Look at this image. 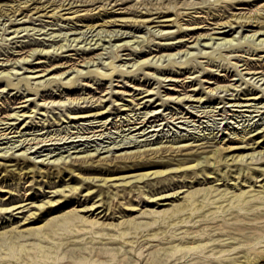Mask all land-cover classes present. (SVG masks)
I'll return each instance as SVG.
<instances>
[{
	"label": "bare ground",
	"instance_id": "bare-ground-1",
	"mask_svg": "<svg viewBox=\"0 0 264 264\" xmlns=\"http://www.w3.org/2000/svg\"><path fill=\"white\" fill-rule=\"evenodd\" d=\"M16 1H18V0H16ZM84 1L85 0H83V3H85V4H82V5H84V7L82 9L89 11V12L95 10L98 6L102 7V5H104L106 3V2H103L104 0H91V2H89V3L88 2L86 3ZM107 1H108L107 4H109L111 1H114V3H116V1H118V0H107ZM125 1H128V0H125ZM179 1H181V2L178 3ZM260 1H262V0H155V1H153V0H139V4L140 3L145 4L146 9L149 11L147 13H141L140 12L139 14H137V13L136 14L135 13L134 14L133 13L127 14V13H125L127 10H125V12L111 13L113 11H111L110 9L114 6H111L109 11H108L107 7H102L101 9H98L96 11V13L103 14V15L101 17H99V19H96L94 22H87L85 24V25H87L86 27L89 28L90 32L92 30V33L90 35L91 36L93 35L91 38L89 37L90 40L88 42L87 41L85 42L87 44L90 43V44L97 45L98 43H100L102 40H100V42H99L98 38H96V39L94 38V36L95 35L98 36V34L100 32H102V33L104 32L103 37L105 35L106 36L108 35L109 40L112 37H113V39H118V38H121L123 36L124 37H126V36H131V37L132 36L133 37L138 36L139 37L140 35H137V34L134 35L133 32L130 33L132 31V29H131V31L130 30L127 31V29L122 30V27H130V28L134 27V29H141L140 25L142 23L146 24L149 22L173 21L172 26H176L177 30H167V29L165 30L164 28H161V29L155 28V29L151 30L150 29L151 27H150L148 29V31L150 32L152 37H154V38L158 37L160 39H163V40L166 39L167 40L165 42L162 41L161 43L159 42L158 44H156V45H158V47H160V49H158L157 52L153 53L151 58H149L150 56H147V57L145 56V57H142L141 60L137 61V63H133V66L136 65V67H134L132 69L130 68L129 70H127V69L125 70V69H121V68H118V69L114 68L111 72L100 73V76L105 77V79H103V80H108V81H110V83L108 85H105L104 88H102V89L100 88V91H102V93L96 99H93V97L95 96L94 94H91L89 97H87V96H79L78 97V96H74V95H73L74 97H72V95H71V97L66 96L67 100H70V102L75 100V103L84 102V101L89 102L90 100L92 101L91 103L97 102V104H95V105H91V103H90V105H85L86 109L79 111L76 114L72 113L73 115L72 116L69 115V116L72 119H78V118H88V117H92V116L98 117V115L104 114L106 112V109H108V106H107V108H104L106 104L105 103L103 104L102 102L105 101L104 97L107 94H109V96H108L109 98H107L106 100L107 101L111 100V102H113L112 103L113 106H115V105L117 106V104H119L120 108L123 107L120 110L129 109V110L133 111L134 109H141V108L145 109V110L140 111V112L138 111V113H142V116H139V114H136V112H137L136 111L134 113L133 112L129 113L131 115H129L130 117L126 119L128 121L127 122L128 124H126V125H128V127H127L128 130H130V131L137 130L141 134L145 135L148 132L155 130V128L153 126H157V125L160 126L161 125L162 122L158 123L159 119H157V117H159V114H162V112L159 111V108L157 106H159V105L161 106L163 103L165 104V102H166L165 100H172V101L175 100L174 102H178V103L180 101H196V102H198V104H199V102H200V104H202V103L206 102V100L211 101V99L214 98V101H216L218 98L219 101L216 103L222 104L221 102L223 101V102H225V104H228V106H230V105L248 106V107L252 106V107H254V109H256L257 107H264V103H262V100L264 99V86H263V88H261L262 86L261 87L257 86L260 84L258 82L259 80H257L255 82V79L259 76H260L259 79L264 80V63L263 62L261 63V61L259 59H256L257 61H255L254 58L249 59L247 57V58L243 59L244 60L243 63L239 64V65H244L241 69H239L238 68V66H239L238 62L231 60V59H238L237 61H241L239 53L237 55H231L230 54L234 51H243V49H242V48H244L243 46H248V45L250 47H252L253 49H256L257 52H259V51L264 52V12H263V10H260V7L256 6L257 3ZM48 3H50V2H48ZM148 3H149V6H147ZM171 3H173V5ZM1 4L2 3L0 0V6H1ZM20 4H21V2H19V4H17V6H15V7L12 6L11 7V8H13L12 11L15 12V11L19 10ZM51 4L54 5L53 8L58 7V6H61L62 8H71L72 7V6L64 7L63 5H65V4L63 2H61L60 4L59 3H57V4L50 3L48 6H51ZM116 4H122V1L120 3H116ZM244 5H247L248 7L244 6ZM254 5H255V7H253ZM178 6H179V11H180L179 13H182V14L188 16V19L184 22V23H187L188 26L187 25L183 26L180 23L178 24L177 22L180 20L177 19L176 17L175 18L173 17V13L171 10L173 8H177ZM222 6H231V7H229L230 12L225 15L224 10H222L223 12H221ZM34 7H36V6H34ZM127 7H125V8H127ZM191 8H192V10L188 11V9L190 10ZM205 8H206V11H204L205 15L203 16L201 14V12H203V9H205ZM152 9H154V11H151ZM77 10H79V8L74 9V12ZM113 10H115V9H113ZM100 12H102V13H100ZM195 12H199V13H197V15H196ZM21 13H22V11L20 12V14ZM1 16H2V14H0V19H4V17L2 16V18H1ZM24 16H26V15H24ZM181 16H183V15H181ZM199 17H201V18L199 19ZM22 18H23V16L18 17L16 14H13V16H8L7 19L4 20V22L1 20L0 21V25L2 24V27H0V29H2L1 32L6 33V30L12 25L16 26L11 31L13 33H19L22 30L30 29V28H28L27 25L23 26V24L27 23V22H32L31 19H29V18H31V15H29L28 18H23V19ZM7 20H9V22H8V25L6 26ZM118 21H124V24H122L123 22L117 23ZM128 21L131 23L126 24ZM97 22H99V23H97ZM51 24H53V23H51ZM54 24H57V23H54ZM68 24H69V22H67V25ZM108 25H122V26H120L119 28L117 27V28L107 29L106 27ZM97 26H99L100 28L98 29ZM253 26H255L256 28H248V27H253ZM79 27L80 26H78V24L75 22V23H71L69 27H66V25H62V26H59V28L58 27L57 28L56 27H48V28L53 29L49 32V34L51 33L54 38L56 36L55 29H57L58 31H61V29H63V28H68L69 31L74 29L75 31L74 30L71 31L70 34H80V33L85 34L86 32H88L87 28H86L87 31L84 28H83L84 30L76 31L77 29H79ZM96 28L98 29L97 31L95 30ZM146 28H148V27H146ZM58 31H57V33H58ZM66 31H68V30H66ZM94 31H96V32L93 33ZM245 31H247V32H245ZM234 32L238 33V35H236ZM2 33H1V35H2ZM67 33H64V35H69ZM51 34H50V36H51ZM59 34L61 35V32L58 33L57 35H59ZM171 34H174V35H171ZM85 35L83 37H85ZM100 35H101V33H100ZM2 36H1V39H2ZM145 36H146V33H145ZM140 37H142V36H140ZM66 38L68 39L69 37H66ZM93 38L95 40L93 43H91L90 41L91 40L93 41ZM200 38L201 39H207L204 41V44H203L204 47L205 46H212V45H210V43H211L210 41L212 40L213 43H215V40H216L217 41L216 43L218 44L217 46L219 48L224 49V51H225L224 52V58L227 60L226 64H229L230 67H233V71H235L234 75H239V77L236 80H235V78L229 79V77H228L229 75L226 72L221 73V74L216 72L217 73V74L215 73L216 75L215 74H214V76H213V74L211 75V73H210L211 70L208 68L209 67L208 65H213L212 64L213 62H211V61L208 62V60L205 62V65H203L204 63H202L203 66L200 68L201 71L199 70L200 75H198V74L192 75L194 73V71H190L191 68H194L195 66L197 67V65L192 64V65H189L190 70H187L186 72H184V73H187L189 71L188 75H185L184 77L180 78V75H183L184 73L176 74L177 72L171 71L172 68L170 67L171 68L170 69L167 65H166V67H168V69L163 68V67L161 68V67H159V64L157 63V60L153 59V57L157 56L156 54L158 52H161V54H158V58H160L159 56L162 57V55H164V56L168 55L169 57H171V55L174 56V54L171 52H167L165 54L162 52L165 50L171 51L173 49H177L180 46H184L188 42H192L193 40L195 41L194 43H200L201 42L199 40ZM62 39L64 41V38H62ZM79 39H80L79 35L78 36L76 35L75 37L71 38V40H69V41L73 43L74 40H79ZM131 39L122 40L123 42H119V43H115V44H113V42H112V45L116 46L117 51L124 50V49H130V51L128 52L129 55L133 54V53H135L136 55H139V54H148V53L153 52V50H152V51H148L147 53H145V51H139L138 49H137V51H138L137 52L136 49H132L130 47V46H132V44L130 43ZM87 40H88V38H87ZM150 40L153 42V38ZM15 41H16V39H15ZM132 41H133V39H132ZM39 42H37V43H39ZM70 42L68 44L66 42H65L66 44L64 42H62V43L60 42L61 44L56 46V48L54 47V50H56V52H58V49H61V51L69 50L66 48H64V49H62V48L65 46L66 47L68 46V48H69V46L72 44ZM81 42H82V40H81ZM136 42H138V41L136 40ZM148 42H149V40H148ZM154 42H153V44H154ZM26 44H28V42ZM26 44H23V45H26ZM41 44H44V43L41 42ZM77 44L78 43H74V45H77ZM244 44H246V45H244ZM23 45L20 46L21 48L19 51L22 50V52L20 54H18L19 56L16 57L15 59L14 58H11V59H14L15 60L14 62H17V63L18 62H22V63L25 62V63L31 64V62H32L31 58H27V57L28 56H30V57L35 56V58L39 59L36 61V63H39V65H42V68L39 70V71H41V74L22 75V74H19L20 72H18L17 70L13 71L12 68L14 66L11 65L12 67L10 69L12 71L7 70L8 68L7 69L5 68L6 70L1 69L0 81L3 79H9L11 72H12V74L13 73L18 74L19 76L18 77L16 76V77L20 78V80L24 79L29 84H35L34 85V91H36V93H38L37 87H47V85L49 83L53 84L54 82L63 84V82H62L63 78L61 76L66 72L72 73L73 71H75V74H78L79 76H82L83 78H88L90 76L88 74L92 71H83L82 68H78V65L87 66L89 63L93 64L95 58L99 54L101 55V52L95 53V50L97 48H99L101 45L99 47H97V46L93 47V45H92V48L90 46L84 47V45H82V47H81V45H80L78 47V49H83V53H84L83 55L79 56V57H81V59H79V57H77V58L71 57L70 53H69L67 55H63V56H65V57H63V59L66 58L65 60H60L58 62H52V60L50 59L51 61L49 60L48 61L49 63H47V60L46 61L41 60V57H46V58L48 57L49 58L50 57L49 56L50 55L49 50H47V49L45 50L44 49L45 47H42V48H37V47H34V48L30 47L29 48L28 47L29 49L27 48V50H23ZM51 45H52V43H51ZM142 45H143V43H142ZM121 47H123V48H121ZM103 48H105V47H103ZM72 49H73V47H72ZM154 51H155V49H154ZM185 51L190 53L189 59H192L195 56L199 57L201 54H207V55L210 54L209 51H207V50L201 51V49L198 52H194L192 50L190 51L189 49L185 50ZM51 52H54V51L51 50ZM199 53H200V55H198ZM55 54H57V53H55ZM59 55L61 56V52ZM100 55H99V57H101ZM192 56H194V57H192ZM9 57L10 56L8 55L7 58H4V60L5 59H7V61L10 60ZM19 57H21V58H19ZM117 57H118V55H117ZM132 57H134V56H132ZM201 57H203V56H201ZM184 59H185V57H184ZM189 59H185V60H189ZM185 60L180 62V63L178 62V63L179 64L185 63ZM252 61H255V62H252ZM168 62H170V61H168ZM162 63L163 62H161V64ZM195 64H197V63H195ZM198 64H200V63H198ZM37 65L38 64H36V66ZM229 65H228V67H229ZM3 66L4 65L2 63H0V67H3ZM8 67H10V66H8ZM225 67H227V66H225ZM137 68L141 69L142 71H143L142 68H144V69L147 68L148 70L152 69V71H155V73H156V71H158V72L160 71V72H164V73H167V71H168V74L163 75L164 77H158V76L155 77V75H152L153 72H151V71L150 72L149 71L144 72V74L146 75L145 78L156 80V82L152 81V83H157L156 86H152L149 83L147 86H143L147 83L144 84L141 82L140 83L135 82L132 85H129V84L127 85L124 83L122 85V84H119V82L122 79L120 80V79H117L115 77H114V79H111V76L115 70H118V72L114 76L125 75V76H128V78H131V75H128V74L132 70H135ZM181 68L186 69L188 67L182 66ZM243 70H245V71L242 72ZM34 71L37 72V69L36 70H32V69L29 70V72H34ZM44 71H47V72L44 73ZM212 72H213V70H212ZM228 72H229V70H228ZM50 73H53V74H50ZM170 73H172V74H170ZM243 73L252 74V76L250 75L249 78L254 77V80L249 81V79L246 78L245 75H243ZM46 75H49V76L46 78L38 79V80L36 79L34 82H31V78L45 77ZM185 77L190 78L188 81L189 84L184 83L185 81H187V80H185ZM208 78H214V80L211 81ZM100 79H102V78H100ZM194 79H196L197 85H199L198 88L194 86V84H196V82L192 83V81ZM226 80L227 81L231 80V81H229L228 83H221V82H224ZM232 80H235V81H232ZM70 81H71V79H70ZM114 81H116V83H113ZM164 81L166 82L165 84H172L173 86L172 87H166L167 85L165 86ZM238 81H241V83H237ZM260 82H262V80H260ZM178 83H180V84H178ZM205 83H208V84L204 85ZM242 83L246 84L245 85V86H247L246 90L241 89V88H245V87H238V86H241ZM84 84H86V83H84ZM263 84H264V81L260 85H263ZM176 85L181 86V88L180 89L175 88ZM86 86H89V85L87 84ZM116 86H122L124 88H123V90H119V89L115 88ZM186 86H189V88L187 89ZM99 87H100V85L98 86V88ZM160 87H163V89L160 90ZM154 88H156L155 91H154ZM43 89H45V88H43ZM68 90L71 91V89H68ZM131 90H132V92H131ZM230 90L231 91H234V90L239 91L240 90L241 91L240 93H242V96H239V94H238L239 92L238 93L236 92L235 94H233L234 92H230V93H227V95L233 94L235 96H227L226 92H229ZM160 91H163L164 93L161 94ZM223 91L225 92L224 95H221V96L218 95V92H223ZM70 93L71 92H69V94ZM237 94H238V96H236ZM46 95L47 94L44 95V93L41 94L43 102H40V103L34 102L35 105L34 106L32 105V107H35V106L36 107H39V106L44 107L49 103H52L55 105L65 104L62 101H60V99L57 100V102L55 99L48 101L47 98L49 96L47 97ZM49 95H52V94L50 93ZM124 95L128 96V98H124ZM153 95H156L157 97L155 99H153L152 98ZM52 96L63 97L65 95L62 96V93H58V94H54ZM113 96H116L118 98H114ZM28 97L26 99L25 98L22 99L20 102H24L26 100H30L32 102L33 99L30 97L28 98ZM163 97H165V98H163ZM206 97L209 99H206ZM81 98L83 99L82 101H80ZM117 99L127 100V102L126 103L125 102L120 103L117 101ZM224 99H226V101ZM156 100H161V102L155 103ZM10 101H11V99H10ZM10 101H8V102H10ZM260 103H262V104L259 105ZM8 104L10 105V103H8ZM86 104H89V103H86ZM141 104H143V105H141ZM164 104H163V106H164ZM219 104H217L215 106L216 110L218 107H220L219 110H221V108L224 106V104L222 106H220ZM65 105H67V104H65ZM65 105H63V106H65ZM21 106H22V108H21ZM189 106L190 105H188V107ZM199 106H201V105H199ZM15 107H19V109L20 108L21 109L20 110H18L17 108H16L17 110L13 109L15 111L12 110L13 112H11V113H6V114L4 113V115L2 117H0V124H6V126H3L2 129H0L1 130L0 136L1 135H7L9 132L11 133V131L13 130V127H11V126L15 122L14 121H8V120L6 121V119H9L11 117L14 119H19V118H21V116H23L22 120H25L26 117L31 116L30 113L28 114L29 111L31 112V111L36 110L35 108L31 109L30 106L28 107L27 104H23V103H20V104L16 105ZM204 108H205V106H204ZM109 109L111 110L110 106H109ZM193 109H194V107H193ZM202 110H203V108H202ZM242 110H250V109H244L243 108ZM252 111H253V109H252ZM35 112H33L34 115H35ZM170 114H171V117L174 119L179 118V119L188 120L190 117H193V113L189 114V111L188 112L186 111L184 114L182 112L180 115H177V116L175 114H173L172 112H170ZM176 114H178V113H176ZM250 114H251V112H250ZM67 117H68V115H67ZM151 117H154V118L151 119ZM162 117L164 118V116H162ZM165 117H167L166 114H165ZM93 121H94V118H93ZM106 121H107V119L103 120L102 122H100L97 125H94V127L92 126V128H94V129H93V131L92 130L91 131L94 132V134L98 133V132H99L98 134H100V132H101L100 130H102L103 128H97V127L98 126L103 127L104 126L103 124L106 123ZM178 121L180 122V121H184V120H178ZM109 122H111V121H109ZM149 127L150 128L153 127L154 129H148ZM19 128H21V127H19ZM20 130L21 129H19V131ZM20 137H22V136H20ZM36 138H38V136ZM36 138L34 137V138H30V139H33L37 143L39 141H42V140L48 141V139H46V138H42V140H38V139L36 140ZM39 138H41V137H39ZM31 141H29V143ZM221 141H223V140H221ZM24 144H25V142H24ZM172 144L169 147H167V149L169 148L171 150V149L176 147L175 145L172 146ZM189 144H191V143H189ZM30 146H31V143H30ZM30 146H29V148H30ZM263 146H264V132L262 134H258L256 136L254 135L252 137H246L245 138L243 136L238 141H235V139H234V140H230L228 142H225V144L216 145V147H213L211 149H208V150L205 149L204 154L200 152L201 148L199 151L192 149L193 151H190V150L186 151V152H182V151L179 152L178 151V152H175V154L169 152V154H166V155L163 154L164 151H166V148H164V147L163 148H161V147L149 148L147 150H143L142 152L139 151V152L133 153V154L124 153L123 155L114 156V158L112 157L109 159L108 158L95 159L93 156H88V157L84 156V157L79 158V159H81V160H79L80 162H76V163L72 162L70 164L65 163L62 165L57 164L55 167L52 165V167H53L52 170H51V168H48V167H47L48 169H46V170L38 168V167H36L35 163L30 164L29 163L30 159H28V157L25 154H22V157H20V158H22V160L24 162H22V163H20L18 161L15 162L16 167L14 169L11 168L10 164H7L6 162L0 161V173H1V175H2V173H3V175H6V174H8V172H15L18 175L17 177L19 180L24 178L25 175L29 174V173H31V176L42 175V176H46L48 178L47 182L53 183L52 185H50V187H55V185L57 184L56 181H51L53 178L56 179V177H57V179L59 180L58 183H60V181H64L65 176H69V178L77 177V182H75V184L71 185V184H69V182H66L61 187H57V188L55 187L52 190H47V191L43 192L45 194V196H43V197H46L48 195L49 198H47V197H46L47 199L41 198L40 202H38V203H36V200L25 201V199H27V197L23 198V196H22L19 199L20 201H18L16 203H14L13 205L5 208L4 210L5 211L8 210V212L10 213L9 215L11 217L13 216L11 223L12 224L15 223V224L11 225L7 229L0 230V237H6V238H12V239H25V241H26V239L29 238L27 235L30 236L31 234H34L40 241L43 242L45 240V241H47V243L49 242L48 244L51 243L50 245H47V246H42L40 244H37V242H36V244L34 242V245H31L29 243L31 245L30 246L31 248H30V250L29 249L25 250L26 252H25L24 260L26 258L27 262L24 264H38L40 262H42V264H47V262H48L47 258H50L52 253L57 248H59L62 245H65L67 243L73 244V247L71 248L72 252H71V250H70V252L73 253V250H74L73 254H75L77 256H74L72 258V256L70 255L72 260H67V261H65L64 264H98V262H102L103 264H110L111 262H112L111 264H126V263L131 264V262L127 259L129 257H127V255H126L127 253H131V252H133V254H135V253L141 254L143 251H146V252L148 251L149 254H152V253L159 252V251L161 252V250H162V251H167V254H170V252H172V253L176 252V251L180 252V250L181 251L182 250L188 251V250H192V249L195 250L198 248L202 249L204 246L207 248V247H209V246H206L207 243L209 244V240H208V242H206V241L202 242L203 240H200V239H202L203 234L208 229L209 230L211 229L214 231L218 230V233H216V234L221 233L222 239H224L222 237L223 231L224 232L225 231L232 232L231 234L229 233V236H231L232 238L235 236V235L233 236L232 234H238L244 238H249L250 236L252 237L253 235L255 236V238H259V237H256V235L259 234L260 239H262V238H264V237L261 238V235L264 234V213L261 212L262 213L261 215H252V214L248 215L249 214L248 212H247L248 214L242 213L241 209H243L242 207H244L246 210H248V209L251 210V208H253V207H257V209H258L259 205L264 204V201H263L264 200V167L259 168V167H256V165H255L256 163H258L259 165L263 164V166H264V157L259 156L258 154L260 151L256 150L258 147H263ZM40 147H42V146H40ZM187 148L189 149L190 147L182 146L181 150H186ZM26 150H27V147H26ZM245 150H250V151L244 152ZM255 152H258V153H255ZM0 153H2V152H0ZM261 153H262V151H261ZM14 157H16V156H14ZM245 157L246 158L248 157L249 160H247L248 158L246 159ZM257 157H260L261 160H256L255 158H257ZM33 162H35V161H33ZM82 162L85 164H83ZM155 166H157L158 168L157 169H148V170H145L143 172L133 173V174H121V175H117V176L112 175V173L119 172V171H128V170H132V169L149 168V167H155ZM232 166H235L236 168L232 167ZM233 168H235V169L233 170ZM77 170H80V171H77ZM81 171L105 173V176H97V175L96 176H84L83 174H80ZM197 174L198 175L201 174L202 178L205 177L206 182H204V183L205 184L208 183V184H206L204 186L200 185L201 187H199V186L193 187L194 185H191V183H190V185L188 186L187 185L188 182H193L194 180L191 181V178H193ZM107 175H109V176H107ZM50 176H52V178H49ZM259 176L260 177L262 176V178L257 179ZM176 177H177V179H174ZM178 177H183V178L178 179ZM186 178H190V179L186 180ZM170 179H172L173 181H175V180L179 181L181 183L183 181H186L181 185V187L186 186L187 188H183L182 190H179V189L174 190V191L172 190V192H166V191L163 192V190H165L166 188H162L161 187L162 185H161L159 187L156 186L155 191H154V186L156 183L166 182V180L168 182V180H170ZM230 179H234V180L232 182H229ZM153 180H154V183H153ZM200 180H201V178H200ZM85 181H86L87 185L85 187H83ZM146 181H151V182H147L146 186H148L149 184L150 185L152 184L150 186V188L148 189L150 194H151L150 190L154 191V192H152V195H151L152 200L155 202V204H158V206H162V208L160 207L159 209H156V208L155 209H149L148 210V213H150L149 216L141 215V216L148 217L149 220L138 221V218L136 216L129 217L131 212H133L135 210H137V211L140 210V213H142V214L145 212V210H147V209L141 210V208H138V205L135 204V202L131 198L127 199L125 201L126 203L125 202H121L120 204L118 203L117 205L119 206L120 209L115 208L117 205L114 206L115 205V204L113 205L114 202L111 203V200L115 196H117V194L122 196L118 192L119 186H124L126 188H129V191L133 190V188L136 187L135 188V191H136L137 188L139 189L140 187L145 186V184H144V186H141L138 183H140V182L143 183ZM257 181H262V182H259V184H257L256 183ZM165 184H167V183H165ZM168 185L165 187H168ZM176 185H177V182H176ZM255 186H258V187L256 188ZM188 188H190V190ZM79 193H81L80 196H83V199L81 198L82 199L81 200V199H79V197L78 198L74 197V202L77 203V205H80L81 207L80 208L73 207V208L66 210V211H63L61 214H59V215H62L64 217H68V216L73 217V215L75 214V217L79 218V222H77V221L69 222L68 221L70 224V230L67 232L69 236L68 237L63 236L65 234V231L60 232V231H58L57 228L47 229V227L51 226V222H52V220L47 218V216H46L47 214H49V212H48L49 209L51 210L53 208H57V209L60 208L59 205L61 203H67L68 200L71 199V197H73ZM139 195H140V193H139ZM141 195H142V192H141ZM24 196H25V194H24ZM125 197H126V195H125ZM234 206H238V208L237 207L235 208ZM261 206H263V205H261ZM233 207L235 209H233L229 212V214H228V216L230 215L229 217L223 216L220 219H217V217H219L222 214V212L225 213V211H227L229 208L231 209ZM262 208H264V207H262ZM112 209L120 210V215L119 216H115L113 214L111 215V212L113 211ZM252 210L255 211V209H252ZM46 212H48V213H46ZM16 213H19V214L21 213L22 215L19 216V214L16 215ZM9 215L7 216L6 221H10ZM125 215H128V216L123 217ZM115 218H118V219H116V221H115ZM70 219H72V218H70ZM44 220H46V221H44ZM38 221H43V223L39 224V225H33V223L38 222ZM2 222L3 221H0V224H2ZM142 223L146 224L148 226L149 230L147 229L148 230L147 233L143 232L145 234L142 233L143 243H141V245L139 247H137L138 242L135 241L137 239L136 233H138L137 232L138 227H140V228L142 227V226H139ZM144 224H143V226H144ZM146 225H145V228L147 227ZM176 230H178V231H176ZM87 234H88L87 238L89 239L88 240L89 242L97 241V242H101L103 245L100 247H96V246H94L95 244L93 246H90V245L87 246V243H83V242L81 243V241H83L82 239H83L84 235H87ZM204 235H206V233ZM227 235H228V233H227ZM227 235H226V237H227ZM79 237H82V239H79ZM214 237H212V238H214ZM237 237H239V236H237ZM203 238H205V237H203ZM216 238H218V237H216ZM208 239L212 240L209 237H208ZM103 240H105V241H103ZM212 241L214 242L216 240L213 239ZM212 241H210V242L212 243ZM242 241L244 242V239ZM134 242L137 244L134 245L133 244ZM107 243L117 244V246L116 245L106 246ZM230 243H229V246L231 245ZM237 243H238V241H237ZM218 244H220V243H218ZM218 244L216 242V245H218ZM223 244H224V242H223ZM223 244H221V246ZM225 244H227V241ZM240 244L239 243L235 244V246L236 245L239 246ZM214 245H215V243H214ZM248 245H250V244H248ZM253 245H254V243H253ZM23 246H24V244L21 245V248ZM235 246L232 245L228 249L224 246H222V248H220L218 246L219 250L216 247V249L218 251H221V252L228 250V253L226 252L227 254L224 255L223 257H222V255H219V253H220L219 252L218 253L219 256H217V258H219L220 261H224L225 262L224 264H253L254 262H256L257 259H259V257H261V255L264 254L263 248H261L262 250L254 249L253 252H251L252 248L250 250H247V249H249V248H247L246 252H245L246 254L244 253V255H245L244 259H238V258H235V257H238V255L234 257V256H231V254L229 253V250L233 249ZM245 246H247V244ZM250 246H252V245H250ZM244 248H246V247H244ZM211 249H212V247L210 248V250ZM168 251H170V252L168 253ZM183 251L181 252L182 254L184 253ZM213 251H211V252H213ZM244 251H242V252H244ZM199 252H201V251H199ZM207 252H209V251H207ZM231 253H232V251H231ZM159 254H161V253H159ZM188 254H191V253L189 252ZM197 254H199V253L197 252ZM233 254H235V253H233ZM174 255H175V253H174ZM174 255H173L172 259L174 258ZM179 256H181V255H179ZM138 257H140V256L138 255ZM191 257H193V255ZM194 257H196V256H194ZM213 257H214V255H213ZM170 258H171V256H170ZM197 258H198V255H197L196 259ZM206 258H209V257L207 256ZM144 259H146V258H144ZM152 259H153V257H152ZM166 259H167V257H166ZM186 259H187V257H186ZM192 259L193 258H191L190 260H192ZM194 259H193V261H194ZM209 259H211L212 261L214 260V259H212V257ZM215 259H216V257H215ZM132 260H134V259H132ZM168 260H170V259H168ZM179 260H180V258H179ZM188 260H189V258H188ZM203 260H204V258H203ZM144 261H141L142 264ZM198 261L199 260L197 259L196 263L200 264V263H198ZM147 262H149L148 258H147ZM157 262H159V261H157V259H156V264H157ZM174 262H176V261H174ZM191 263H192V261H191ZM201 263L204 264L205 261L204 262L201 261ZM0 264H12V263H10L7 260H1ZM146 264H148V263H146ZM172 264H173V262H172ZM193 264H195V262ZM216 264H220V263H216ZM221 264H222V262H221Z\"/></svg>",
	"mask_w": 264,
	"mask_h": 264
},
{
	"label": "rangeland",
	"instance_id": "rangeland-1",
	"mask_svg": "<svg viewBox=\"0 0 264 264\" xmlns=\"http://www.w3.org/2000/svg\"><path fill=\"white\" fill-rule=\"evenodd\" d=\"M26 1L27 0H18V1H16V0H9V1L8 0H4V1L1 0L2 4L0 6V14H2L4 19H0V21L2 20L4 22V20H6L8 16H13V14H16L18 17L23 16V18H28V16L31 15V18H29V19H31L32 22L24 23L23 26L27 25L28 28H30V29L22 30L19 33L11 32L12 29L16 27L14 25L10 26L6 30V33H2L1 32L2 29H0V63H2L4 65L3 67H0V71H1V69L6 70L7 68H8L7 70L12 71L10 68L12 66H14L12 68L13 71L17 70L18 72H20L19 74H22V75L41 74V71H39V70L42 68V65H39V63H36V61L39 60V59L35 58V56H33L34 58L30 57V56L27 57V58H31V61H32L31 64L30 63H25V62L24 63H22V62H18V63L14 62L15 61L14 59L19 56L18 54H20L22 52V50L19 51L20 48H21L20 46H22L23 44H26L27 42H28V44L23 45V50H27L28 47L29 48L30 47L31 48H34V47H37V48L45 47L44 48L45 50L47 49V50L50 51V53H49L50 57L49 58L47 57L48 59L46 57H41V60H45V61L47 60V63H49L48 61L50 59L52 60V62H58L60 60H65L66 58L63 59V57H65L63 55H67L69 53H70V56L74 57V58L75 57L77 58L80 55H83L84 54L83 53V49H78V47L80 45H81V47H82V45H84V47L90 46L91 48H92V45H93V47L94 46L95 47L96 46L99 47L101 45L99 48H97L95 50V53L101 52V55L99 54L101 57H99V55H98L95 58V60H94L95 63L93 62V64L89 63L87 66L78 65V68H82L83 71H92V72H90L88 74V75H90L88 78H83L82 76H79L78 74H75V71H73L72 73L71 72L70 73L66 72V73H64L61 76L63 78L62 79L63 84L54 82L53 84L49 83L47 85V87H37L38 93H36V91H34V85L35 84H29L24 79L20 80V78H17L19 75L15 74V73L12 74V72H11V75H10L9 79H3V80L0 81V117H2L4 115V113L5 114L6 113H11V112H13V111H15L17 109L20 110L22 108V106H21L20 109H19V107H15L16 105H18L20 103L27 104L28 107L30 106L31 109L32 108L36 109V110L34 109L36 112L35 111H31V112L29 111L28 112V114L30 113V115H31L30 117L31 118L30 117H26L25 120H22L23 116H21V118H19V119H14L12 117L9 118V119H6V121L7 120L8 121H14L15 123L11 126V127H13V130L11 131V133L9 132L7 134L8 136L7 135H1L0 136V152H2V153H0V161L6 162L7 164H10L12 169H14L16 167L15 162H17V161L20 162V163L24 162L22 160V158H20V157H22V154H25L28 157V159H30V161H29L30 164H34L35 163L36 167H38V168H41V169H44V170H46L48 168H51V170H52L53 169L52 165L55 167L57 164L62 165V164H65V163H69L70 164L72 162L73 163L74 162L75 163L76 162H80L79 160H81V159H79V158L84 157V156H86V157L93 156L95 159H98V158H101V159L108 158L109 159V158H112V157L114 158V156L123 155L124 153L133 154V153H137L139 151L142 152L143 150H147L149 148H159V147L163 148L164 147V148H166V151H164V153H163L164 155L169 154V152L175 154V152H178V151L179 152H181V151L182 152H186V151H189V150L190 151H193V150L199 151L200 148H201L200 152L204 154L205 149L206 150L211 149L213 147H216V145L225 144V142H228V141L234 140V139H235V141H238L243 136L245 138L246 137H252L254 135L256 136V135L262 134L264 132V107H257L256 109H254V107H252V106L251 107H248V106H237V105L228 106V104H225V102H223V101L221 102L222 104L216 103V102L219 101L218 98H217L216 101H214V98L211 99V101L210 100L209 101L206 100V102H204L202 104H200V102L198 104V102H196V101H180L181 103L180 102L178 103V102H174L175 100L174 101L165 100L166 101L165 104L163 103L164 106H163V104L161 106L160 105L157 106L159 108V111L162 112V114H159V117H157V119H159L158 123L162 122L161 125L160 126L159 125L153 126L155 128V130L150 131V132H148L145 135L141 134L137 130H134V131L128 130L127 129L128 125H126V124H128L127 123L128 121L126 119L130 117L129 115H131L129 113H131V112L134 113V112L137 111L136 114H139V116H142V113H138V111L140 112V111H143L145 109L144 108L134 109L133 111H131L129 109L120 110L123 107L120 108L119 104H117V106L116 105L113 106V104H112L113 102H111V100H109V101L106 100L107 98H109L108 97L109 94H107L104 97L105 101L102 102L103 104L104 103L106 104L104 108H107V106H108V109H106V112L104 114L98 115V117L92 116V117H88V118L72 119L70 116H72L74 113L76 114L77 112L86 109L85 105H90V103L92 101L90 100L89 102L88 101H84V102L75 103V100H74V101L70 102V100L66 99L68 96L71 97V95H72V97H74V96H78V97L79 96H87V97H89L91 94H94L95 96L93 97V99H96L102 93V91H100V88L102 89V88H104L105 85H108L110 83V81H108V80H103V79H105V77L100 76V73L111 72L114 68H116V69L121 68V69H125V70L126 69L129 70L130 68L132 69V68L136 67V65L133 66V63H137V61L141 60L142 57H145V56L146 57L150 56L149 58H151L153 53L157 52V50L160 49V47H158V45H156V44H158L159 42L161 43L162 41L163 42L167 41L166 39L163 40V39H160L158 37H155V38L152 37V35L148 31V29L150 27H151L150 28L151 30L155 29V28H159V29L164 28L165 30L166 29L167 30H177L176 29L177 27L176 26H172V24H173L172 22L173 21H159V22H149L148 21L149 23H146V24L142 23L143 25L142 24L140 25L141 29H134V27L133 28L122 27V30H126L127 29V31L128 30L131 31V29H132V31L130 33L133 32L134 35L137 34V35H140L142 37H140V36L139 37L138 36H134V37L133 36L132 37L131 36H126V37H124L123 36V37L118 38V39H113V37H112L109 40V36L108 35L107 36L105 35L103 37L104 32L103 33L100 32L101 35L99 33L98 36L97 35L94 36L95 39L96 38L99 39L98 40L99 42H100V40H102L100 43H98L97 45L90 44V43L87 44L85 42L86 41L88 42L90 40L89 37L91 38L93 35L92 36L90 35L92 33V30L90 32L89 28H87L86 27L87 25H85V24L87 22H94L96 19H99V17H101L103 15V14L96 13V11L98 9H101L102 7H107V9L109 11L111 6H114V7H112L110 9L111 11H113L111 13H114V12H125V10H127L125 12L127 14H132V13L133 14L134 13L135 14L136 13L139 14L140 12L141 13L149 12L146 9L145 4H143V3L139 4V0H128V1L121 0L122 4H116V3H120L121 2L120 0H118V1H116V3H114V1H111L109 4H107L108 1L104 0L103 2H106V3L104 5H102V7L98 6L95 10L89 12V11H86V10L82 9L84 7V5H82V4H85V3H83V0H28L27 2ZM153 1H155V0H153ZM19 2H21L20 9L15 11V12H13L12 11L13 8H11V7L12 6L13 7L17 6V4H19ZM48 2L53 3V4H57V3L60 4L61 2H63L65 4V5H63L64 7H70V6H72V7L71 8H62L61 6H58V7L53 8L54 5L51 4V6H48L50 4ZM84 2H86V3L88 2L89 3V2H91V0H85ZM180 2L181 1H179L178 3H180ZM171 4L173 5V3H171ZM34 6H36V7H34ZM147 6H149V3L147 4ZM244 6H247V5H244ZM256 6L260 7V10H263V12H264V0L258 2ZM125 7H127V8H125ZM229 7H231V6H222L221 7V12H223L222 10H224L225 11L224 12L225 15L228 14L230 12V8ZM253 7H255V5ZM76 8H79V10L74 12V9H76ZM113 9H115V10H113ZM191 10H192V8L190 10L188 9V11H191ZM21 11H22V13L20 14ZM151 11H154V9H152ZM171 11L173 13V17L174 18L176 17L177 19L180 20V21L177 22L178 24L180 23L183 26H186V25L188 26L187 23H184L188 19V16L184 15L182 13H179L180 12L179 11V6L177 8H173ZM204 11H206V8L203 9V12H201V14L203 16L205 15ZM100 13H102V12H100ZM195 13L197 15V13H199V12H195ZM180 14L183 15V16H181ZM24 15H26V16H24ZM2 16H1V18H2ZM200 18L201 17H199V19ZM8 22H9V20H7L6 26L8 25ZM67 22H69L68 25H67ZM75 22L78 24V26H80L79 29H77L76 31H80V30H84V29L86 30V28H87L88 32L85 33L86 35L83 34V33L70 34L71 31H73L74 29L69 31L68 28H63V29H61V31H58L57 29H55V31H56L55 38L53 37V35L51 33H50L51 34V36H50L49 32L51 30H53V29H49L48 27H56V28L58 27L59 28V26H62V25H66V27H69L71 23H75ZM51 23H53V24H51ZM54 23H57V24H54ZM97 23H99V22H97ZM117 23L124 24V21H118ZM129 23H131V22L128 21L126 24H129ZM99 26H97L98 29L100 28ZM120 26H122V25H108L106 28L107 29L117 28V27L119 28ZM0 27H2V24L0 25ZM146 27H148V28H146ZM97 28L95 29L96 31L98 30ZM248 28H256V27L253 26V27H248ZM66 30H68V31H66ZM57 31H58V33L61 32V35L60 34L57 35L58 34ZM96 31H94L93 33H95ZM245 32H247V31H245ZM1 33H2V35L3 34L4 35L2 36ZM64 33H67L69 35H64ZM145 33H146V36H145ZM234 33L236 35H238V33H236V32H234ZM74 35L75 36L79 35L80 39L79 40H74V42L72 43L69 40H71V38L75 37ZM84 35H85V37H83ZM171 35H174V34H171ZM1 36H2V39H1ZM65 36L69 37L70 39L69 38L67 39ZM61 37L64 38V41H63V39ZM87 38H88V40H87ZM94 38H93V41L92 40L90 41L91 43L94 42V40H95ZM131 38L133 39V41H132ZM152 38H153V42L155 41L154 44L150 40ZM15 39H16V41H15ZM129 39H131L130 43L132 44V46H130V47L132 49H136V51H137V49L139 51H145V53H147L148 51H152V50H153V52L152 53H148V54H139V55H136L135 53H133V54L129 55L128 52L130 51V49H124V50L117 51L116 50L117 49L116 46L112 45V42H113V44H115V43L123 42L122 40H129ZM147 39L149 40V42H148ZM81 40H82V42H81ZM136 40L138 42H136ZM199 40L201 41L200 43H194L195 41L193 40L192 42H188L184 46H180L177 49H173L171 51L170 50L169 51L165 50V51L162 52L164 54L167 53V52H171V53L174 54V56L171 55V57H169L168 55H166V56L162 55V57L159 56L160 58H158V54H161V52H158L156 54L157 56L153 57V59L157 60V63L159 64V67H161V68L163 67V68H167V69H168V67L169 68L171 67L172 68V69L170 68L171 71H176L177 72V73L175 72L176 74L184 73L187 70H190L189 69V65H192V64L193 65H197V67L195 66L194 68H191L190 71H194V73L192 75H197V74L200 75V71H201L200 68L203 65H205V62L208 60V62H210V61L213 62L212 63L213 65H208L209 66L208 68L211 70V72H210L211 75L213 74V76H214V74L216 72L219 73V74L226 72L229 75L228 76L229 79L235 78V80H236L239 77V75H234L235 71H233V67H230L229 64H226L227 60L224 58V52L225 51H224L223 48H219L217 46L218 45L216 43L217 41L215 40V43H213V41L211 40L210 41L211 42L210 45H212V46H205L204 47V45H203L204 41L207 40V39H201L200 38ZM59 41L61 43L62 42L65 43L66 42L67 44L70 42L73 45L71 44L69 46V48H68V46L67 47L65 46V47L62 48V49L66 48V49H69V50L61 51V49H58V52H56V50H54V47L56 48V46L61 44ZM37 42H39V43H37ZM41 42L44 43V44H41ZM51 43H52V45H51ZM74 43H78V44L74 45ZM142 43H143V45H142ZM244 45H246V44H244ZM72 47H73V49H72ZM103 47H105V48H103ZM243 47H244V48H242L243 51H234L235 53L234 52L230 53L231 55H237L239 53L241 61H237L238 59H231L232 61L234 60L235 62H238V65H239V64L244 62V60H243L244 58L248 57L249 59L254 58L255 61H257L256 59H259L261 61V63L262 62L264 63V56H263L264 52H261V51L257 52L256 49H253L249 45L248 46H243ZM121 48H123V47H121ZM153 48L155 49V51H154ZM199 48L201 49V51H206V50L209 51L210 54H208V55L207 54H201L200 55V53H199L198 54V55H200L199 57L192 56L194 58L189 59L190 53L185 51V50L189 49L190 51L192 50L194 52H198V51H200ZM51 50H53L54 52H51ZM60 52H61V56L59 55ZM55 53H57V54H55ZM8 55L10 56L9 57L10 60H8V61H7V59L4 60V58H7ZM117 55H118V57H117ZM132 56H134V57H132ZM201 56H203V57H201ZM184 57H185V59H189V60H185ZM11 58H14V59H11ZM19 58H21V57H19ZM79 59H81V57H79ZM167 60L170 61V62H168ZM184 60H185V63L179 64L180 62H182ZM255 61H252V62H255ZM161 62H163V63L161 64ZM195 63H197V64H195ZM198 63H200V64H198ZM202 63H204V64L202 65ZM36 64H38V65L36 66ZM166 65L168 67H166ZM228 65H229V67H228ZM8 66H10V67H8ZM182 66H186L188 68L183 69V68H181ZM225 66H227V67H225ZM239 66H238V68L241 69L244 65H239ZM31 69L32 70H36L37 69V72H35V71L34 72H29V70H31ZM142 69H143V71L141 69H138V68L135 69V70H132L128 74V75H131V78H128V76H125V75H123V76H118V75L114 76L118 72V70H115L113 72L112 76H111V79H114V77L117 78V79H120V80L122 79L119 82V84H122V85L124 83L127 84V85L128 84L132 85L135 82H139V83L141 82V83H144V84L147 83V84H145L143 86H147L148 83L151 84L152 86H156L157 83H152V81L156 82V80L145 78L146 75L144 74V72H146V71L150 72L151 71V72H153L152 75H155V77H157V76L158 77H164L163 75L168 74V71H167V73L160 72V71L159 72L156 71V73H155V71H152V69L151 70H148L147 68H145V69L142 68ZM212 70H213V72H212ZM228 70H229V72H228ZM244 71L245 70H243L242 72H244ZM46 72L47 71H44V73H46ZM188 72L184 73L183 75H180V78L184 77L185 75H188ZM50 74H53V73H50ZM170 74H172V73H170ZM49 75H46L45 77H39L38 76L39 78H31V82H34L36 79L38 80V79L46 78ZM243 75H245V77L248 78L249 81L250 80L251 81L254 80V77H252L253 79L249 78L250 75L252 76V74L243 73ZM100 78H102V79H100ZM259 78H260V76L255 79V82L257 80H259L258 82L261 84L264 80L263 79H259ZM70 79H71V81H70ZM189 79H190L189 77H185V80H187V81H185L184 83L185 84H189V82H188ZM208 79L211 80V81L214 80V78H208ZM235 80H232V81H235ZM260 80H262V82H260ZM229 81H231V80H229ZM229 81L226 80V81L221 82V83H228ZM193 82H196V79H194L192 81V83ZM84 83H86V84H84ZM113 83H116V81H114ZM165 83L166 82L164 81V84ZM237 83H241V81H238ZM87 84L89 86H86ZM178 84H180V83H178ZM207 84L208 83H205L204 85H207ZM260 84L257 85V86H260V87L262 86L261 88H263L264 84L263 85H260ZM99 85H100V87L98 88ZM196 85H197V82H196V84H194V86L198 88L199 85H197V86ZM245 85H246L245 83H242L241 86H238V87H245V88H241V89L246 90L247 86H245ZM165 86L166 87H172L173 85L172 84H165ZM186 87H187V89L189 88V86H186ZM43 88H45V89H43ZM115 88L119 89V90H123L124 87L116 86ZM175 88L180 89L181 86L176 85ZM68 89H71V91H69ZM162 89H163V87H160V90H162ZM155 90H156V88H154V91ZM69 92H71V93L69 94ZM131 92H132V90H131ZM160 92H161V94L164 93L163 91H160ZM230 92H234L233 94H235L236 92L237 93L239 92L238 93L239 96H242V93H240L241 92L240 90L239 91H237V90L231 91L230 90L229 92H226V95H227V93H230ZM43 93H44V95L47 94L46 95L47 97L49 96L47 98L48 101H50L52 99H55L56 102H57V100L60 99V101H62L63 103H65L67 105H65V104L55 105V104H52V103H49V104L46 103L47 105L44 106V107H41V106L32 107V105L33 106L35 105L34 102H38V103L43 102L42 101V96H41V94H43ZM50 93L52 95L58 94V93H62V96L63 95H65V96H63V97H61V96H52V95H49ZM224 94H225L224 91L223 92H218V95H220V96L224 95ZM233 94L232 95H227V96H235ZM238 94L236 96H238ZM28 96L33 99L32 102L30 100H26L24 102H20L22 99H24V98L26 99ZM113 97L114 98H118L116 96H113ZM156 97H157L156 95L152 96L153 99H155ZM207 97H206V99H209ZM124 98H128V96L124 95ZM163 98H165V97H163ZM10 99H11V101H10ZM82 100L83 99L81 98L80 101H82ZM224 100L226 101V99H224ZM8 101H10V102H8ZM117 101L120 102V103H124V102L126 103L127 102V100H122V99H117ZM156 102L157 103L161 102V100H156L155 103ZM8 103H10V105ZM86 103H89V104H86ZM262 103H264V99L262 100ZM262 103H260L259 105H261ZM95 104H97V102L91 103V105H95ZM217 104H219L220 106H222L224 104V106L221 108V110H219L220 107H218L217 110H216L215 106ZM63 105H65V106H63ZM141 105H143V104H141ZM188 105H190V106L188 107ZM199 105H201V106H199ZM203 105L205 106V108H204ZM109 106H110L111 110L109 109ZM193 107H194V109H193ZM202 108H203V110H202ZM243 108L244 109H250V110H242ZM13 109H15V110H13ZM252 109H253V111H252ZM186 111L187 112L189 111V114L193 113V117H190L188 120L179 119V118L174 119V118L171 117V114H170V112H172L173 114H175L177 116V115H180L182 112L184 114ZM33 112H35V115H34ZM175 112L178 113V114H176ZM250 112H251V114H250ZM164 113L166 114L167 117H165ZM67 115H68V117H67ZM162 116H164V118ZM93 118H94V121H93ZM152 118H154V117H151V119ZM106 119H107V121H106V123L103 124L104 125L103 127L102 126H98L97 127V128H103L102 129L103 131L100 130L101 131L100 134H98L99 133L98 131H97L98 133L94 134V132H92L93 129H94V128H92V126L94 127V125H97V124H99L100 122H102L103 120H106ZM178 120H184V121H180L179 122ZM109 121H111V122H109ZM3 126H6V124H0V127H1L0 129H2ZM19 127H21V128H19ZM153 127L152 128L149 127L148 129H154ZM19 129H21V130L19 131ZM20 136H22V137H20ZM28 136L30 138H34V137L36 138L38 136V138H36V140L37 139L38 140H42V138H46V139H48V141L42 140V141H39L37 143L33 139H30ZM39 137H41V138H39ZM221 140H223V141H221ZM29 141H31L30 142L31 146H30ZM24 142H25V144H24ZM189 143H191V144H189ZM171 144H172V146L175 145L176 147L171 149V150L168 148L170 150L169 151L167 149V147H169ZM39 145L42 146V147H40ZM29 146H30V148H29ZM182 146H188L191 149L187 148L186 150H181ZM26 147H27V150H26ZM256 150L260 151L259 154H258L259 156L264 157V146L263 147H258ZM247 151H250V150H245L244 152H247ZM261 151H262V153H261ZM255 153H258V152H255ZM14 156H16V157H14ZM255 159L256 160H261L260 157H257ZM247 160H249V158ZM33 161H35V162H33ZM83 164H85V163H83ZM255 165H256V167H259V168H263L264 167L263 164L259 165L258 163H256ZM232 167H235V166H232ZM157 168L158 167L155 166V167H149V168L132 169V170H128V171H119V172L112 173V175L113 176L114 175L117 176V175H121V174H133V173L143 172V171L148 170V169H157ZM235 168H233V170ZM77 171H80V170H77ZM80 174H83L84 176H96V175L97 176H105V173L86 172V171H81ZM17 176L18 175L15 172H8V174H6V175H3V173L1 175V173H0V221H3L2 224H0V230L7 229L11 225L15 224V223H13V224L11 223L13 216L11 217L9 215L10 213L8 212V210L5 211L4 209L9 207V206H11V205H13L14 203L20 201L19 199L22 196H23V198L27 197V199H25V201L36 200V203H38V202H40L41 198H44V199L49 198L48 195L46 196L47 198L43 197V196H45V194L43 192H45L47 190H52L55 187L56 188L57 187H61L66 182H69V184H71V185L75 184V182H77V177L69 178V176H65L64 177V181H60V183H58L59 180L56 177V179L53 178L51 181H56L57 184L55 185V187H50V185H52L53 183L52 182H47L48 178L46 176H42V175H40V176L39 175L38 176L37 175L31 176V173H29V174H26L25 177L20 179V180L18 179ZM107 176H109V175H107ZM49 178H52V176H50ZM182 178L183 177H178V179H182ZM200 178H201V180H200ZM261 178H262V176L261 177L259 176L257 179H261ZM174 179H177V177L174 178ZM189 179L190 178H186V180H189ZM171 180L172 179L168 180V182H167V180H166V182H158L159 184L156 183L155 186H154V191H155L156 186L159 187L161 185H162L161 186L162 188H166L165 190H163V192L164 191L172 192V190L173 191L174 190H178V189L182 190L183 188H187L186 186H182L181 187V185L184 182H186V181H183L181 183V182L176 181V180L175 181H173V180L171 181ZM233 180L234 179H230L229 182H232ZM191 181H193V182H188V184H187L188 186L190 185V183H191V185H194L193 187H198V186L201 187V186H204V185L208 184V183H206V184L204 183V182H206V178L205 177L202 178L201 174L195 175L193 178H191ZM147 182H151V181L138 183L141 186H144V184H145V186L144 187H140L141 189L137 188L136 191H135L136 187L133 188L134 191L133 190L129 191V188H126L124 186H119L118 192L123 197L117 194V196H115L111 200V203L114 202L113 205L115 204L114 206H116L118 203L120 204L121 202H125L127 199L131 198L135 202V204L138 205V208H141V210L142 209H147V210H145V212L143 214L140 213V210H138V211L135 210V211L131 212L129 217L136 216L138 218V221L149 220L148 217H145V216H149V214H150V213H148V210L149 209H155V208L159 209L160 207L162 208V206H158V204H155V202L152 200L151 195H152V192H154V191L150 190L151 191V194H150L148 189L150 188V186L152 184L151 185L149 184L148 185L149 187H148V186H146ZM176 182H177V185H176ZM259 182H262V181H257L256 183L259 184ZM153 183H154V180H153ZM165 183H167V184H165ZM86 185L87 184H86V181H85L83 187H85ZM167 185H168V187H165ZM255 187L257 188L258 186H255ZM188 189L190 190V188H188ZM140 191L142 192V195H141ZM81 193L76 194L75 196L71 197V199H69L67 203H61L59 205L60 208H58V209L57 208H53L51 210L49 209V211H48L49 214H47L46 216H47V218L51 219L52 222H51V226L47 227V229H49V228H54V229L57 228L58 231H60V232H64L65 231V234L63 236H65V237L69 236L68 233H67L70 230L69 222H75V221L79 222V218L75 217V214L73 215V217L72 216L64 217V216L59 215V214H61L63 211L69 210V209H71L73 207L80 208L81 206L77 205V203L74 202V197H77V198L79 197V199H81V198L83 199V196H80ZM139 193H140V195H139ZM24 194H25V196H24ZM125 195H126V197H125ZM261 205H263V206H261ZM261 205H259V207H258V209L260 208L261 210L260 209L258 210L257 207L251 208V210L255 209V211L254 210L251 211L250 209L246 210L242 206L241 207L244 210L243 209H241V210H242V213H246V214L249 213L248 215H250V214H252V215H261L262 213H264V208H262V207H264V204H261ZM234 207L238 208V206H234ZM234 207L231 208V209L229 208L227 211H225V213L222 212L223 215L221 214L219 217H217V219H220L223 216L229 217L230 215L228 216V214H229V212L231 210L235 209ZM115 208H119V206L117 205ZM112 210L113 211L111 212V215L112 214L115 215V216H119L120 215V210H117V209H112ZM48 212H46V213H48ZM17 214H19V213H16V215ZM8 215L10 217V221H6ZM21 215L22 214L20 213L19 216H21ZM141 215H145V216H141ZM127 216L128 215H125L123 217H127ZM70 218H72V219H70ZM116 219H118V218H115V221H116ZM44 221H46V220H44ZM42 223H43V221H38V222L33 223V225H39V224H42ZM143 224L144 223L139 225V226H142L141 227L142 229L140 227H138V229H137L138 233H136L137 239L135 241H137L138 244L135 243V242L133 243L134 245L137 244V247H139L141 245V243H143V240H142L143 235H142V233L143 232L147 233L148 230H149L148 226L146 224H144V226H143ZM145 225L147 226L146 228H145ZM176 231H178V230H176ZM223 232H222V237L224 239L221 238V233L216 234V233H218V230L214 231V230H211V229L209 230L208 229L205 232L206 235L207 234L208 235L206 236V235H204L205 234L204 233L203 236H202V239H200V240H203L202 242H205V241L208 242V240H209V244L207 243V245H206V246H209V247L206 248L204 246L202 248L203 250L201 248H198L199 250L198 249H195V250L192 249V250H188V251H185V250L183 251L182 250L184 252L183 254L181 253L182 252L181 250H180V252L176 251V252H173V253L168 251V253L170 252V254H167V251H162V250H161V252L159 251V252H155V253H152V254H149L148 251L147 252L143 251L141 254H138V253L133 254V252H131V253H127L126 254L127 257H129V258L131 257L130 259L129 258H127V259L131 262V264H142L141 261H144V260L145 261L143 262V264H146V263H148V264H156V259H157V261H159V262H157V264H167V263L168 264H172V262H173V264H176V263L177 264H184L185 262H186L185 264H188L189 262H190L189 264H193L194 262H195V264H197L196 263L197 259L199 260L198 263H200V264H202L201 261L202 262L205 261L206 264H216V263H220L221 264V262H222V264H224L225 263L224 261H220L219 258H217V256H219V255H222V257H223L224 255H226L228 253V250H225V251H222V252L218 251L219 247L221 246V244H223V242H224V244L222 246L226 247L227 249L230 248L232 245L235 246V244H238V243L240 244L241 243L239 246L236 245L233 249L229 250V253L231 254V256L235 257V256L238 255V257H235V258H238V259H244V256H245L244 253L246 252L247 248H249L247 250H250L252 248L251 252H253L254 249L262 250L261 248H263V250H264V240H263L264 238H262V237H264V234L261 235L262 239H260V235L259 234H257V235L255 234L256 237H259V238H255L254 235L252 237L250 236L249 238H244V237H241V235H238V234H232L233 236L234 235L236 236V237L234 236L232 238L231 236H229V233L231 234L232 232H227V231H225L224 233ZM226 232L228 233V235H227ZM143 234H145V233H143ZM226 235H227L228 238L226 237ZM27 236L29 238H27L26 241H25V239H12V238L0 237V261L1 260H7V261H9L12 264H24V263L27 262L26 258L24 260V256H25V252H26L25 250L26 249L30 250V248H31L30 246L34 245V242H35V244L37 242V244H40L42 246H47V245L51 244V243L48 244L49 242L47 243V241H45V240L43 242L40 241L34 234H31L30 236L27 235ZM87 236H88V234L84 235L83 239H82V237H79V239L83 240V241H81V243L82 242L83 243H87V246H89V245L93 246L95 244L94 246H96V247H100V246L103 245L101 242H97V241L89 242L88 241L89 239L87 238ZM237 236H239V237H237ZM203 237H205V238H203ZM208 237L211 238L212 240L214 239L216 241L213 242L212 240L208 239ZM212 237H214V238H212ZM216 237H218V238H216ZM242 238L244 239V242L242 241L243 240ZM103 241H105V240H103ZM210 241H212L213 244ZM226 241H227L228 245L225 244ZM237 241H238V243H237ZM216 242H217V244L218 243H220V244L216 245ZM214 243H215V245H214ZM229 243L231 244L230 246H229ZM253 243H254V245H253ZM23 244H24V246L21 248V245H23ZM246 244H247V246H245ZM248 244H250L252 246H250ZM65 245H62L59 248H57L52 253L51 257L47 258V260H48L47 264H64L65 261L72 260V258L74 256H77V255L73 254L74 250H73V253H71L72 252L71 248L73 247L72 243L71 244L67 243ZM114 245L117 246V244H112V243H107L106 244V246H114ZM222 246L220 248H222ZM211 247H212V249L214 251L212 249L210 250ZM216 247H217L218 250L216 249ZM244 247H246V248H244ZM70 250H71V252H70ZM199 251H201V252H199ZM207 251H209L210 253L207 252ZM211 251H213V252H211ZM231 251H232V253H231ZM242 251H244V252H242ZM189 252L191 254H188ZM197 252L199 254H197ZM159 253H161V254H159ZM174 253H175V255H174ZM218 253H219V255H218ZM233 253H235L236 255L233 254ZM196 254L198 255L197 259H196V257H197ZM202 254L203 255L205 254V255L203 256ZM70 255L72 256V258H71ZM138 255L140 257H138ZM173 255H174V258L172 259ZM179 255H181V256H179ZM192 255H193V257H191ZM213 255H214V257H213ZM151 256L153 257V259H152ZM165 256L167 257V259H166ZM170 256H171V258H170ZM185 256L187 257V259H186ZM194 256H196V257H194ZM207 256L209 258L212 257V259H214L215 261L214 260L212 261L211 259L206 258ZM202 257L204 258V260H203ZM215 257H216L217 260L215 259ZM144 258H146V259H144ZM147 258H148L149 262H147ZM179 258H180V260H179ZM188 258H189V260H188ZM191 258H193V259L195 258L194 261H193V259L190 260ZM132 259H134V260H132ZM168 259H170V260H168ZM173 260L176 261V262H174ZM191 261H192V263H191ZM99 263L103 264L102 262H98V264ZM38 264H42V262H40ZM253 264H264V254L261 255V257H259V259H257L256 262H254Z\"/></svg>",
	"mask_w": 264,
	"mask_h": 264
}]
</instances>
